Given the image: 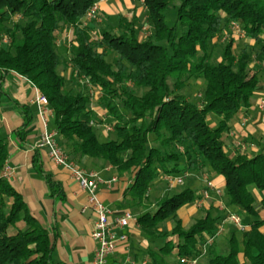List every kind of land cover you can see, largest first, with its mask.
Returning a JSON list of instances; mask_svg holds the SVG:
<instances>
[{
	"label": "trees",
	"instance_id": "trees-1",
	"mask_svg": "<svg viewBox=\"0 0 264 264\" xmlns=\"http://www.w3.org/2000/svg\"><path fill=\"white\" fill-rule=\"evenodd\" d=\"M98 1L0 0V71L11 70L26 78L47 97L61 146L101 159L119 175L132 176L124 196L133 205L150 206L148 190L160 177H178L202 164L223 177V215L213 216L206 210L184 227L177 210L199 198L193 188L185 187L156 199L153 209L137 216L144 234L164 239L159 254L148 252L153 264H161L162 254L173 250L179 258L208 255L205 264H264V233L259 229L263 221L257 217L249 229L238 230L241 240L235 233L230 235L227 252L212 245L203 251L226 213L237 208L257 215L253 188L263 193L260 203L264 207V153L232 156L224 142L231 119L250 105L257 86V75L249 66L255 55L264 61V0H143L152 27L144 38L131 21L122 30L105 27L97 31L90 22L93 18L86 20L85 15ZM168 9L175 12L173 25L165 21ZM233 21L254 44L236 52L235 39L230 37L215 59L211 40ZM61 26L72 28L68 49L55 43ZM3 36L9 38L8 43L1 41ZM107 50L116 54L114 62L106 59ZM66 59L99 95L112 136L99 137L96 126L106 119L89 108L88 95L66 89L67 80L59 71ZM198 78L204 82L201 104L181 92L188 80ZM128 83L142 92L137 94ZM16 106L23 121L12 133L24 140L33 112L26 104ZM209 113L218 117L215 126L207 120ZM9 156L8 141L0 137V171ZM32 163L42 172L37 153ZM42 175L52 196L63 193L58 181ZM167 219L174 223L169 234L159 230ZM53 249L54 236L30 214L20 192L0 175V264H57L52 260Z\"/></svg>",
	"mask_w": 264,
	"mask_h": 264
},
{
	"label": "crops",
	"instance_id": "crops-1",
	"mask_svg": "<svg viewBox=\"0 0 264 264\" xmlns=\"http://www.w3.org/2000/svg\"><path fill=\"white\" fill-rule=\"evenodd\" d=\"M98 10L101 18L97 21L101 20L106 24L113 25L120 12H126L125 15L136 14L145 11V6L143 0H100ZM128 22L130 21L128 20ZM133 26L135 28L134 24ZM56 34L60 35L59 31ZM262 37H264V31ZM262 67H264V61L251 62L249 69L250 72L257 75V86L250 98V105L242 108L231 119L230 128L225 134V150L232 156L245 153L251 157L258 153H264V104L263 106L260 105V100L264 99ZM0 79H2L0 87V137H5L10 146V156L6 161V165L10 168L11 174L7 179L22 195L30 214L51 232V237L54 236L52 260L57 264H90L96 246L91 236L95 214L90 208L84 207L87 201L86 193L71 177L70 172L62 166L53 164L45 149L34 146L42 128L41 121L37 116V106L34 102L35 86L29 80L11 70L7 72L0 71ZM66 89H68L67 82ZM16 103L28 105L33 112V120L27 127L24 140H18L12 133L23 121L21 111ZM52 116L53 114L48 117V127L54 129ZM104 127L107 128L103 124L96 126V131L101 138L106 137L108 133ZM61 147L69 154L76 166L99 173L103 181L98 184L97 193L100 200L110 208L111 219L120 215L124 210H130L134 215L127 227L118 230L119 232H126L128 239L118 243L116 250L108 257V264H153L148 257V252L153 251L159 254V248L164 245V239L144 234L136 221L139 214L154 208L156 199L170 194V192H166L170 189L163 187L156 189L155 184L157 182L164 181L169 184L171 189H177L179 183H182L183 177L186 176L190 180L185 187L197 189L196 194L199 198L177 210V218L182 221L184 227L189 226L206 210H210L213 216L225 214L226 198L222 195L224 179L221 175L211 172L209 166H206L209 169L208 173L197 167L177 174L181 175L179 176L181 177L180 181H172L169 177H160L148 190L149 201L152 202L146 208V205H133L129 198L124 196L125 189L132 181L130 174L119 175L114 167L101 159H93L89 156L70 152V149L65 145ZM36 153L40 156L42 172H39L37 165L32 163L33 155ZM42 173L49 174L52 179L58 181L63 193L52 196ZM114 177L115 180H112ZM205 180L211 181L220 190V195L211 191L208 198L202 199L198 203L202 196ZM182 189L177 190V192ZM153 191L155 195H153ZM253 193L256 197V216L247 215L237 208L232 209V211L240 215L246 229H249L250 221L256 217L261 219L263 222L259 229L264 233V207L260 203L263 193L255 188H253ZM145 204H148V201ZM220 223H222L221 232L209 244L219 252L220 250L214 242L216 237L227 234L230 237L231 234L239 230L232 221L226 218L222 219ZM162 225L169 234L173 226V220L167 219L162 222L159 225V230H162ZM239 239L241 240V235ZM204 257H206L205 254L199 257L197 264H199V261H203ZM239 257L242 258L241 255ZM161 258L163 260L161 264H183L177 256L176 250L171 251L169 254H162Z\"/></svg>",
	"mask_w": 264,
	"mask_h": 264
},
{
	"label": "built area",
	"instance_id": "built-area-1",
	"mask_svg": "<svg viewBox=\"0 0 264 264\" xmlns=\"http://www.w3.org/2000/svg\"><path fill=\"white\" fill-rule=\"evenodd\" d=\"M100 1V0H99ZM99 1L95 2L86 12L85 19L90 20L95 18L98 8ZM230 31H232L237 37H243L244 31L237 22H231L229 25ZM92 38H95V33L91 32ZM3 43H8L9 38L3 36L1 38ZM34 102L37 106V116L41 121V132L38 139L36 140L35 147L45 149L51 162L55 165L66 168L71 177L78 183L79 187L86 193L85 208H90L95 214L94 228L91 233L96 246L93 251V257L90 264H108V257L116 250L118 243L127 241L128 236L126 232H119L118 230L124 229L128 226L134 215L130 210H124L120 215L112 218L111 210L108 208L99 198L97 190L98 184L102 182V178L96 171H87L75 165L71 160L68 153L60 146L57 140V132L55 129L48 127V117L52 114V109L49 107L47 97L42 94L35 87ZM264 99L260 100V105L263 106ZM107 129H110L107 126ZM11 174L10 168L6 165L1 170L0 175L7 178ZM172 181H180L181 177H169ZM115 180V177L112 178ZM214 191L217 195H220V190L214 186V184L205 180V185L202 191V196L198 200V203L202 199L209 197L210 192ZM226 219L232 221L237 229L243 231L246 229V225L242 223L240 215L228 212ZM222 223L219 224L214 237L219 234L222 230ZM214 237H210L205 244H203V251L209 245ZM198 258L188 259L181 257L180 261L183 264H197ZM122 264V263H116Z\"/></svg>",
	"mask_w": 264,
	"mask_h": 264
},
{
	"label": "rangeland",
	"instance_id": "rangeland-1",
	"mask_svg": "<svg viewBox=\"0 0 264 264\" xmlns=\"http://www.w3.org/2000/svg\"><path fill=\"white\" fill-rule=\"evenodd\" d=\"M136 8L137 6L135 7V10ZM125 13L120 12L119 15H117L116 17L115 23L112 25V24H106L104 21H101V20L97 21V19L101 18V15L99 14V10H98L97 15L90 22L94 23L96 29H98L97 31H100L102 28H105V27L106 28L109 27V29H111L112 31H118V30H122V26L124 25V23L129 20L133 22V24L135 25L137 34L141 38L146 37L151 34L152 27L148 21L146 10L143 12L136 13L137 15L135 13H131L130 15H127V14L125 15ZM21 21L22 22L26 21V18H22ZM165 21L169 23L170 25L175 24L176 17H175V12L173 9L167 10L165 14ZM176 30L178 33L182 31L181 27L178 24L176 25ZM57 31H59V34H60V35H56V39H55V43H58L57 47L61 48L60 46L62 47L65 46L68 49L69 44L72 39V33H73L72 28L67 27V26H61L60 28H58ZM230 37H233L235 39V51L236 52H238V50L245 44H248V43H250L251 45L254 44V42L248 41L245 35L243 37H237L232 31H230L229 27H227L223 29L221 32H219L217 35H215L211 40V51L215 59L220 58L221 53H222V48ZM106 59L109 62H114V60L116 59V54L112 50H107ZM259 60L260 59L256 55L253 57V61H259ZM59 71L64 74L67 80L68 89L81 90L83 93L88 95L89 108H92V110L98 111L97 113L101 115L99 116L100 118L105 117L106 120L105 121L103 120L104 121L103 124L106 123L108 118H106L105 112L102 110V108H100L101 106L99 107V95L95 91H92L90 89L89 85L86 83V79L83 78L81 75H79V73L73 69L68 59L63 61L62 65L59 68ZM262 72L264 74V70H262ZM128 86L132 88L137 94L142 92L141 89L133 87L131 83H128ZM203 87H204V82L201 78L191 79L186 82V85L184 88H182L181 92L186 96L187 99L193 101L194 103L201 104L203 100ZM207 120L212 126H215L218 120V117L213 113H209ZM106 126H109V124L106 123ZM104 129H106L108 133L111 132L110 129H107L106 127H104ZM108 133L106 134L107 136H112V134L110 133L108 134ZM4 166L5 164L3 165L2 169L4 168ZM178 167L182 168L183 163H179ZM198 168L201 170L204 169L205 173L209 172V169L206 167V165L202 164ZM184 177H183L182 183L181 182L179 183V186L177 189H171L169 187V184H167L164 181L157 182L155 184V187L156 189H158V187L170 189V190H167L166 192L168 193L170 192V194H173L174 192H177V190L182 189L185 186H187V183L190 179L186 176ZM191 177H195V176H191ZM195 192H198L197 189H195ZM153 195H155L154 191H153ZM162 231H165V228L163 225H162ZM240 233H241L240 231L235 232V235L239 238L241 235ZM228 237H229L228 234L220 236V237L217 236L214 241L215 245H217V248L222 253L227 252L229 249ZM239 248L242 249V246L240 244H239ZM205 256L206 257L203 258L204 259L203 261L202 260L199 261V264H204L205 261L208 260V255H205Z\"/></svg>",
	"mask_w": 264,
	"mask_h": 264
}]
</instances>
